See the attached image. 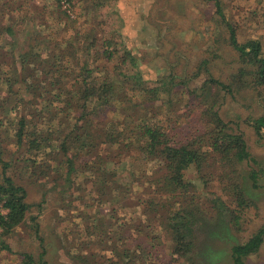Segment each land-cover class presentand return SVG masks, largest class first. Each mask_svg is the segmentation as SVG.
<instances>
[{"label": "rangeland", "instance_id": "obj_1", "mask_svg": "<svg viewBox=\"0 0 264 264\" xmlns=\"http://www.w3.org/2000/svg\"><path fill=\"white\" fill-rule=\"evenodd\" d=\"M17 1L23 10L12 15L16 18L27 16L28 20L20 31L16 27L19 41L9 48L4 41V27L11 17L10 14L6 18L3 16L10 13L6 3L15 2L0 0V78H20L12 76L10 71L13 60L29 49L24 33L38 41L43 40L39 35L42 33L48 36L49 44L54 45L74 39L78 31L82 35L92 32V36L99 37L96 43L99 47L105 39H112L120 52L116 59L119 63L123 54L129 52L126 66L136 63L135 67L150 86L167 83L162 96L165 101L172 98L177 103L182 95L177 94L181 86L173 88L183 80L189 82L186 91L197 89V94L203 93L201 90L211 79L230 85V90L220 87L223 100L216 109L231 130L244 137L251 160L239 164L236 176V184L245 199L243 205L225 195L232 187L218 165L201 173L194 167L186 172L187 180L193 181L198 191L191 207L195 213L190 218L191 233L186 238L191 243L190 251L179 257L160 225L165 213L170 212L169 205L172 206V203L161 205L168 203V195L159 196L156 187H152V192L142 177L127 180L129 173L121 169L115 176L124 186L105 196L109 187L102 186L91 170L90 175L70 173L67 158L61 156L59 160H51L61 153L53 137L52 150L27 152L19 148L14 137L17 132L14 123L20 118L17 112L32 107V101L22 107L16 96L9 101L14 107L9 115L0 107V142L10 165L7 176L26 188L30 204L41 203V206L33 207L25 223L12 232L4 234L2 229L0 264H39L42 253L49 264H105L106 259L115 264H235L233 247L247 243L264 226V140L257 137L252 127V121L264 115V88L239 86L233 79L241 64L238 52L230 45V30L236 31L242 44L260 41L264 56V0H76L72 4L62 0L60 5L59 0ZM80 58L79 64L69 59V64L77 71L86 59ZM99 59L94 61L103 66L105 62ZM246 80L249 79L246 77ZM9 85L0 79V97L8 95ZM21 95L32 99L30 92L21 91ZM38 100L42 109L45 103L41 97ZM40 109L27 115L36 123L31 125L35 137H47L60 127L57 124L55 128V123L50 122L52 113ZM43 115H46L44 120L41 119ZM28 157L33 158L31 162ZM30 163L34 169H30ZM75 163L76 167H81L80 161ZM161 165L159 160L149 161L137 156L131 168L137 177L141 173L155 176ZM55 167L59 173H55ZM2 172L3 167L0 174ZM204 173L211 176L203 182L200 179ZM221 196H225V205L219 204ZM142 200L144 203L140 204ZM119 234L136 237L128 258H115L118 254L111 251L113 247H123L116 240ZM141 243L152 251V258L147 256L148 262L143 253L134 252ZM244 263L264 264V242L256 254L244 259Z\"/></svg>", "mask_w": 264, "mask_h": 264}, {"label": "trees", "instance_id": "obj_2", "mask_svg": "<svg viewBox=\"0 0 264 264\" xmlns=\"http://www.w3.org/2000/svg\"><path fill=\"white\" fill-rule=\"evenodd\" d=\"M66 1L72 4V1L76 0ZM13 2L15 3H6L10 13L3 16L6 18L10 14L11 17L8 18L6 28L4 27V41L9 48L16 46L19 41L16 27L20 31L28 20L27 16L18 19L12 15L23 10L17 0ZM61 2L62 0L58 1L59 5ZM39 35L42 41L24 33L29 49L19 54V60H13L10 71L12 76L19 75L20 78H0L10 83L8 95L0 97V107L4 114L11 113L14 107L9 105V101L16 96L22 107H27L32 101V107L28 106V109L17 112L20 118L14 123V129H17L14 137L19 148L26 149L27 152H32L33 149L52 150L53 137L58 141L56 147L61 153L55 154L51 160L54 162L61 156L62 159L67 158L70 173L81 172L90 175L92 171L93 177L101 180L102 186L109 187L105 196L110 191H118L120 186H124L115 176L121 169L126 174L129 173L127 180H138L142 177V181L150 185V190L156 187L159 196L168 195V203L161 205L172 203V206L169 205L170 212L165 213L160 225L169 235L173 242L172 250L179 257L189 254L187 251L191 247L186 238L191 233L190 218L195 214L191 207L196 202L198 191L196 184L186 178V172L191 167L201 173L206 168L218 165L222 172L225 171V179L230 181L232 187L231 192L225 191V195L231 196L240 205L245 203L243 192L236 184V176L241 163L251 160V155L244 137L233 132L216 109L223 100L220 87L230 90V85L211 79L201 90L203 93L197 94V89L186 91L189 83L187 80L175 85L171 82L173 89L177 85L181 86L177 94L182 95L177 103L173 102L172 98L165 101L162 96L167 83L150 86V82L143 79L139 68L135 67L136 63L130 67L128 64L126 66L130 59L129 52L123 54L119 63L116 59L120 52L112 39H105L104 44L99 47L96 45L99 41L97 35L92 36V32L82 35L78 31V36L74 39L51 45L47 35ZM230 45L238 52L241 64L239 72L233 76L235 82L239 86L264 88V56L261 42L251 40L242 44L238 41L236 31L231 28ZM81 56L86 59L77 71L69 64V59H75L79 64ZM99 58L105 62L103 66H98L95 62L101 60ZM19 90L30 92L32 99L28 100L26 95H21V91L16 92ZM38 97L45 103L42 109ZM16 109L15 107V111ZM34 109L52 113L50 122L55 123V128L58 124L60 129H53L47 137H35L36 132L32 131L34 126L31 125L36 123L27 115ZM33 116L35 117V113ZM41 119H46V115ZM252 127L257 137L264 140V115L253 120ZM137 156H143L149 161L159 160L162 163L160 170L155 171V176L141 173V176L137 177L135 170L131 168ZM32 159L27 158L29 162ZM76 161L81 162V167H76ZM30 165V169H34L32 163ZM9 166L0 142V168L3 167L0 174V226L4 234L24 224L31 209L41 206V203L30 204L26 188L7 176ZM126 166L127 168L123 169ZM55 168V173H59L57 167ZM229 173L233 176L230 177ZM208 176L211 175L206 176L204 173L200 180L204 182ZM209 180L212 181L210 178ZM219 200L214 201L215 204L219 201V204L225 205V196L219 197ZM143 203L142 200L140 204ZM3 211L7 213L3 214ZM135 239L136 237L117 235L116 240L122 243L123 247L111 249L113 253L118 254L115 258H128ZM263 242L264 226L247 243L233 247L234 263L245 264L244 259L256 254ZM145 245L141 243L134 252L143 253L145 262H148L147 256L152 258V251ZM83 260L86 262L87 259ZM105 262L115 264L110 259ZM39 264H49L44 258V253L39 258Z\"/></svg>", "mask_w": 264, "mask_h": 264}, {"label": "built area", "instance_id": "obj_3", "mask_svg": "<svg viewBox=\"0 0 264 264\" xmlns=\"http://www.w3.org/2000/svg\"><path fill=\"white\" fill-rule=\"evenodd\" d=\"M3 214H5V213L3 212ZM2 229H3V228L0 226V233L2 232Z\"/></svg>", "mask_w": 264, "mask_h": 264}]
</instances>
